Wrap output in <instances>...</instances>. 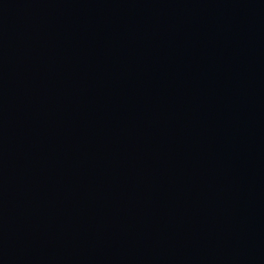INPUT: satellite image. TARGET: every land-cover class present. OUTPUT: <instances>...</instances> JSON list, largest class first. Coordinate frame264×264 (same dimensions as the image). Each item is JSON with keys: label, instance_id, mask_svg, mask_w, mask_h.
Returning <instances> with one entry per match:
<instances>
[{"label": "water", "instance_id": "1", "mask_svg": "<svg viewBox=\"0 0 264 264\" xmlns=\"http://www.w3.org/2000/svg\"><path fill=\"white\" fill-rule=\"evenodd\" d=\"M0 264H264V0H0Z\"/></svg>", "mask_w": 264, "mask_h": 264}]
</instances>
